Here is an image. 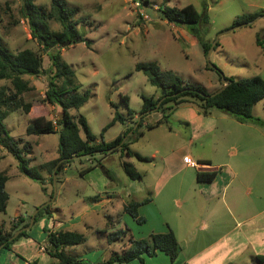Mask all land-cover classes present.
<instances>
[{"label":"rangeland","instance_id":"obj_1","mask_svg":"<svg viewBox=\"0 0 264 264\" xmlns=\"http://www.w3.org/2000/svg\"><path fill=\"white\" fill-rule=\"evenodd\" d=\"M53 1L36 0V4L49 11ZM65 1L69 7L77 10L75 20L82 42L58 45L54 51L58 48L62 59L74 70L81 84L80 91L90 90L91 93L88 103L78 110H70V114L86 118L97 143L111 142L132 127L123 142L128 140L129 149L149 161L128 156L121 149L107 156L97 154L75 159L56 174V195L53 196L55 168L39 169L43 178L41 185L23 175L18 161L0 145V172L9 178L6 185L9 202L6 211L0 213V225L7 232H12L19 218H27L25 223H30L31 218L28 217L38 207L48 203L50 214L47 216L54 218L58 231H77L87 237L84 244L69 248L68 253L77 258L79 255L86 264H95L98 257L94 255L93 248L98 247L100 253L110 248L108 256L107 251L102 255L107 256L105 261L114 252L122 253L129 248L130 240L149 239L152 234L160 233L165 222L176 226L175 221L181 220L185 208L182 199L189 198L187 194L190 187L196 186V168L188 164L184 156L214 157L212 144L217 143L212 138L206 144L199 139L189 143L191 129L183 121L187 118L185 113L190 112L188 107L175 110L167 123L149 129L148 124L156 123L161 114L152 112L140 128L136 127L143 107L142 96H160V91L149 83L145 74L135 70L136 65L155 62L162 70L173 71L186 82L200 85L209 93H215L223 87L222 76L236 80L257 76L264 78V0H149V4L145 0ZM187 5H193L201 14L208 16L209 23H201L199 29L203 41L211 43L220 33L230 30L239 16H258L253 24L221 36L208 62L199 40L190 32L191 26L171 24L162 17L160 11L165 6L182 8ZM22 7L21 0H0V38L11 52L23 49L39 52L44 72L39 76L24 77L33 87L31 92L24 95L25 101L32 103V109L29 114L23 110L11 113L5 125L14 139L21 140V147L26 143L32 146L31 153L26 157L30 159L31 167H40L59 158V134L28 136L26 128L29 120L44 116L56 122L62 111L45 99L50 70L54 68L49 57L52 51H46L32 37ZM49 24L54 31L63 30L62 25L54 19ZM258 37L260 45L257 44ZM0 85L10 86V83L3 81ZM124 96L129 98V106ZM128 109L135 114L129 115ZM211 111L213 114L220 112L218 109ZM116 112L125 121H119L104 131ZM80 134L85 138L82 131ZM98 161L102 165L85 172ZM124 162L131 163L142 179L131 180L124 172ZM180 179L184 180L185 186L180 190V196L176 194L174 198L180 199L181 205L167 198L165 191ZM149 193L155 201L154 205H147L140 210L146 223L138 224L124 212V206L147 198ZM81 195L85 200L80 204L78 202L82 200L78 201V197ZM103 201L106 202V208L84 214L76 224L67 225L72 212L80 214L89 205ZM87 225L96 229L89 227V230ZM120 229L127 234L120 241L109 243L108 234ZM31 231L33 236L36 234L35 241L43 245L42 239H46L43 232L36 226ZM97 244H102L104 249ZM48 248L49 245L45 247L46 250ZM23 249L31 256L38 252L39 247L25 242ZM7 252L1 254L0 264H20L14 262V255L7 262ZM243 253L240 264H261L257 259L253 261L255 253L252 248L245 249ZM41 262L42 259L39 264ZM134 264L140 263L136 261ZM145 264H171V260L159 252L155 257L146 258Z\"/></svg>","mask_w":264,"mask_h":264},{"label":"trees","instance_id":"obj_2","mask_svg":"<svg viewBox=\"0 0 264 264\" xmlns=\"http://www.w3.org/2000/svg\"><path fill=\"white\" fill-rule=\"evenodd\" d=\"M24 17L28 20L32 37L37 39L46 51H52L49 54L52 67L51 75L48 79V87L45 93V99L48 103L55 105L64 113L62 119L56 122L39 116L29 120L26 128L28 136H41L48 134H59L58 153L59 158L43 164L40 167L30 166V159L26 156L32 151V146L28 143L20 146L21 140L14 139L6 125V118L17 110H23L25 114H29L32 109V103L24 99V95L33 90L31 83L25 76H39L44 70L42 68V56L39 52L32 49H23L17 52H11L0 38V83L8 81L10 86L0 85V145L18 161L20 172L26 177L38 181L43 185L42 175L39 169L49 167L50 169L62 160L57 169V173L64 167L69 165L73 160L86 156H95L101 154L107 156L121 149L128 156H135L138 160L149 161L148 158L141 156L129 149L128 140L123 142L125 136L132 130L128 128L122 135L117 136L111 142H96V136L91 132L87 120L84 116H73L70 110H78L90 98V90L80 91L81 84L78 83L74 70L62 59L60 51H54L58 45H62L67 41L75 43L81 38V34L77 28L75 16L77 10L67 5L65 0H54L51 9L40 7L36 4V0H21ZM149 4V0H145ZM162 17L167 22L175 25L191 26L190 32L194 35L202 45L204 53L207 54L212 43L203 41L199 26L201 23H209L208 16L201 14L193 5H187L182 8L178 7H161ZM258 15H242L239 16L232 24L233 26L248 23L254 20ZM58 21L62 27V31H54L50 28V20ZM2 14L0 11V23ZM194 26V27H192ZM196 26V27H195ZM257 44L260 45V38H257ZM218 46V43H217ZM136 71L143 72L149 83L160 91V96L146 97L142 96L143 107L140 111L142 116L138 128L144 123L145 118L150 114V110L156 108L158 102L164 98L157 112L162 113V117L154 124H148L149 129L158 127L162 123H167L168 118L180 106L184 104L195 105L199 113L208 115L212 109H218L226 112L240 122L256 121L253 115V108L264 100V78L253 77L250 79H234L226 78L229 84L225 89L215 95L207 92L202 86L186 82L181 76L170 70H162L155 62L138 63L135 67ZM127 106H129V98L123 97ZM129 115L135 114L128 109ZM119 121H125L123 116L118 112L115 113L112 121L104 128V131L111 125ZM81 131L85 138L81 136ZM102 165L97 162L86 169L89 172L96 166ZM125 174L131 180L142 179V175L131 164L124 162L122 164ZM83 172V174L85 173ZM199 181H211L215 177V173L203 177L199 174ZM9 178L0 172V213H4L9 202V195L6 185ZM150 201L147 197L141 202L132 201L124 206V212H127L136 220L138 224L145 223V218L139 213L140 205ZM50 206L41 209L36 217L35 223L44 215L50 214ZM31 218V217H28ZM27 219V218H25ZM24 218H19L14 224L12 232H7L3 225H0V258L5 251L11 250L12 244L21 237H26V231L20 233L17 238L10 240L18 230L29 225V221L25 223ZM47 234L49 248L47 253L53 258L50 264H86L77 257L68 253V249L84 244L87 237L80 232L70 230L53 231L44 228ZM127 232L118 230L109 233L107 240L109 243L120 241ZM157 251H161L169 256L171 261H175L179 255V244L175 234L170 231L167 233L152 234L149 239L130 240V247L122 253L114 252L108 259L101 264H131L134 260H139L140 264H145L143 255L154 257ZM257 260L264 263V256H258Z\"/></svg>","mask_w":264,"mask_h":264},{"label":"crops","instance_id":"obj_3","mask_svg":"<svg viewBox=\"0 0 264 264\" xmlns=\"http://www.w3.org/2000/svg\"><path fill=\"white\" fill-rule=\"evenodd\" d=\"M181 107H188L190 110L185 113L189 119L183 120L184 125L191 129L189 143L192 144L199 139L206 144L212 138L217 141L215 142L217 145L212 144L215 150L214 157L184 156V160L196 168V186L190 187L187 194L189 198L182 199L185 208L181 220L175 221L176 226L165 222L164 229L160 231V233L172 231L177 238L179 255L171 264H240L244 250L249 248L255 253V256H252L253 261L258 256H264V100L253 108V115L259 122H240L221 110L216 114L210 111L209 115H203L190 104H184L176 110ZM160 116L162 117V113L159 114V119ZM211 173H215L213 180L199 181V174L205 178ZM184 186L183 179L175 182L171 188L165 190L167 198L170 197L181 205L180 199L174 198V195H178ZM148 197L150 201L140 205L139 213L147 205H154L151 193ZM84 198L83 195L79 196L78 201H82L78 203H84ZM88 207L80 214L72 212L67 225L76 224L84 214L106 208V202ZM35 226L46 237L43 238L45 240L42 239L43 245L37 243L36 234L35 236L32 234L31 230ZM55 227L57 226L54 218H48L47 215L41 217L29 231H26L28 232L26 237H21L12 244L11 250L7 252L6 261L9 262L14 255V262L20 264H39L41 259L43 261L41 264L52 263L53 258L45 251L48 241L44 228L58 231ZM87 227L96 229L92 225ZM22 241L34 247L38 246V252L30 256L23 249L25 242ZM97 245L104 249L102 244ZM109 249L100 253L98 247L93 248L94 255L98 257L94 263L103 262L109 254ZM105 251L107 256L103 257ZM159 252L163 253L157 251V254ZM77 256L85 262L83 258ZM143 258L145 261L151 257L143 255ZM136 261L140 263L139 260H134L131 264Z\"/></svg>","mask_w":264,"mask_h":264},{"label":"water","instance_id":"obj_4","mask_svg":"<svg viewBox=\"0 0 264 264\" xmlns=\"http://www.w3.org/2000/svg\"><path fill=\"white\" fill-rule=\"evenodd\" d=\"M255 20H256V19H254V20H252V21H250V22H248V23H243V24H240V25L233 26L230 30H228V31H226V32H223V33H220V34L216 37V39L213 41V43H212V45H211V47H210V49H209V51H208V53H207V60H208V62H209L210 57H211V55H212V53H213V51H214V48H215V46L217 45V43H218V41H219V39H220L221 36H223V35H225V34H228V33L232 32V31H234V30H236V29H238V28H240V27H245V26L251 25V24H253V23L255 22ZM81 42H82V40H81V39H78V40H76L75 43H81ZM70 44H72V42H71V41H67V42L63 43L62 46H67V45H70ZM209 66H210V67H213L211 64H209ZM222 78H223V87H222L220 90H218L217 92L213 93L211 96H215V95L221 93V92L225 89V87L229 84V81H228L224 76H222ZM163 100H164V98H162V99L158 102V104H157V106H156L155 109L150 110L149 112H150V113H152V112H157V110L159 109V107H160V105H161V103H162ZM143 115H145V114H142V115L138 118V124H139V122H140V120H141V118H142ZM63 117H64V113L62 112V113L60 114L59 118L62 119ZM138 124L136 125V127L138 126ZM61 163H62V160L56 165L55 170H54V194H53V196L56 195V182H55V177H56V174H57V169H58V167H59V165H60ZM47 205H48V203L43 204L42 206L38 207V208L36 209V211L32 214L29 225H28L27 227L22 228V229L18 230L17 232H15L14 235L10 238V240H14L15 238L18 237V235H19L20 233H22V232H24V231H29V230L33 227V225L35 224V217H36L37 213H38L41 209H43L44 207H46ZM1 248H2V246L0 247V250H1Z\"/></svg>","mask_w":264,"mask_h":264}]
</instances>
